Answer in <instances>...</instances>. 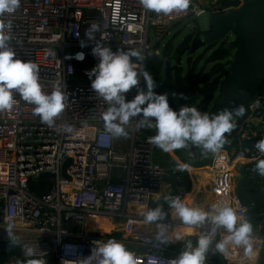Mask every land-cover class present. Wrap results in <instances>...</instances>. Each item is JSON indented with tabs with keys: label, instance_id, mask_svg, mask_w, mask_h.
Returning <instances> with one entry per match:
<instances>
[{
	"label": "built area",
	"instance_id": "obj_1",
	"mask_svg": "<svg viewBox=\"0 0 264 264\" xmlns=\"http://www.w3.org/2000/svg\"><path fill=\"white\" fill-rule=\"evenodd\" d=\"M203 13L205 8L197 0H191L186 12L171 15L147 11L140 0H20L14 13L0 17L5 23L11 21V30L5 31L16 57L39 65L42 90L50 94L59 82L67 97L66 108L52 127L18 94L11 110L0 111V250L10 253L6 246L12 243L5 229L9 224L14 226L19 250L6 264H26L31 259L45 263L51 255L56 264H87L95 241L115 239L99 229L106 221L145 222L143 213L151 200L161 197L166 174L157 163L158 148L149 142L155 129L138 127V116L126 126L127 137L111 138L106 133L101 114L108 104L91 88L95 78L91 70L99 62L92 49L97 42L113 51L140 49L145 60L153 43L166 37L173 25ZM92 24L98 30L89 39L85 33ZM151 31L154 42H149ZM79 53L83 59L78 58ZM144 60L133 61L138 70L144 69ZM135 95L136 89H132L126 99ZM64 125L72 131H65ZM261 139L264 85L250 105L233 148L213 154L207 166L211 207L223 202L246 217L247 207L233 187V166L240 164L239 171L252 178L248 165L264 158L254 147ZM44 174L51 176L52 185L37 197L29 182ZM160 223L172 231L175 227L196 228L197 239L211 231L207 223L189 226L174 219ZM225 235L222 229L214 234L206 264H264V222L261 230H253L250 257L242 247L232 245L226 253L217 252L215 243ZM172 243L174 246L168 247L151 240L138 249L126 248L136 255L138 264H169L185 249L186 242L180 238ZM25 245L34 250L33 255H26ZM212 255L222 261H212ZM246 258L250 261L244 263ZM99 259H91V264H99Z\"/></svg>",
	"mask_w": 264,
	"mask_h": 264
},
{
	"label": "clouds",
	"instance_id": "obj_2",
	"mask_svg": "<svg viewBox=\"0 0 264 264\" xmlns=\"http://www.w3.org/2000/svg\"><path fill=\"white\" fill-rule=\"evenodd\" d=\"M142 7L157 14L171 15L186 12L191 0H140ZM20 7V0H0V17L5 13H14ZM11 21L5 23L0 19V111L11 110L16 103L14 95L18 94L28 104L34 105L33 112L41 118L43 123L52 127L55 120L66 108V96L60 83L53 85V91L45 93L39 82V65L35 62L24 61L16 57L10 46L11 37L6 29L11 30ZM98 30L96 24L90 25L86 36L93 38ZM83 46V44H82ZM98 58V64L91 70L94 79H91L92 90L102 98L108 108L101 114L104 129L111 138L127 137L126 126L134 117H141L138 127L155 129V135L149 137V142L165 153L192 146L203 149L204 154L218 153L226 143V134L235 129L237 118L245 115V107L239 105L231 109L224 108L214 115L201 113L195 106L184 105L178 111L169 105L168 94H157L154 89L156 81L147 70H138L136 61L143 62L144 55L140 49L128 51H113L110 47L97 42L92 49ZM83 59V53L78 54ZM143 80V86H141ZM136 89V95L126 99V94ZM175 95V94H174ZM65 131L71 132L72 127L63 126ZM102 146H107L102 143ZM256 150L264 154V139L256 142ZM189 167L186 163H177L176 170L183 172ZM264 177V159L256 162L255 169ZM165 201L171 209L172 215L178 216L182 223L189 226L210 225V233H202L193 246L189 240L185 249L177 258L170 260L169 264H206V256L213 243V236L218 230H224L225 235L215 243V250L226 253L228 246L242 247L245 256L253 252L252 234L253 226L237 210L226 203L213 205L209 211L185 204L180 196H165ZM162 206L148 209L143 213L146 225L156 224V239L162 244L171 243L166 236V226L160 222L165 219ZM13 225L6 229L11 243L13 238ZM181 237H177L180 239ZM26 255H33L34 250L25 245ZM99 259V264H138L136 255L116 239L106 242H94L91 259ZM27 264H44L43 260H29ZM81 264H84L82 261Z\"/></svg>",
	"mask_w": 264,
	"mask_h": 264
},
{
	"label": "trees",
	"instance_id": "obj_3",
	"mask_svg": "<svg viewBox=\"0 0 264 264\" xmlns=\"http://www.w3.org/2000/svg\"><path fill=\"white\" fill-rule=\"evenodd\" d=\"M239 4V0H216L214 4H211V10L214 12H223L226 11L227 8H234ZM205 34L206 31H200L199 28L196 27L194 32L186 35L177 46L174 45V38H171L168 39L162 47H160V43H154L145 54L143 70L149 71L156 81V84L158 83L157 87L154 89L157 94H168L169 105L173 110L178 111L181 106L188 105L195 106L201 113L209 114L212 100L208 95L211 93L215 94L217 90L219 91L220 84L227 74V67L232 58V53L228 49L227 38L215 45H208L204 48L208 55L199 68L198 64L202 59V55L196 56L193 61L190 58L186 59L185 71L179 66L168 75L163 74L164 66L167 61H175L183 47L189 45L201 36H205ZM128 50L130 49H120V51ZM156 51L160 52L156 54ZM133 61L136 60L133 58ZM208 64L210 67L207 69ZM161 75H163V78L162 81H159ZM263 85L264 82L261 83L259 89H261ZM228 140L234 143L235 138H230ZM188 148L189 147L182 150H188ZM177 151L181 152V149ZM186 161L189 162V160ZM201 165L202 164H200V166ZM255 166L256 163H252L248 167L252 178L249 177L246 171L242 170L240 181L235 188V192L242 203L247 207L245 219L252 224L253 230H261L262 223L264 222V177L253 171ZM164 182L171 189L170 193L166 196H180L182 200L190 191L191 181L187 171L167 170ZM51 185V176L49 174H44L40 176L37 181H30L29 189L35 196L41 197L47 193ZM164 197L165 196H162L151 200L148 204V209L162 206L166 214L165 219H169L171 209ZM173 232L176 233L175 230H173ZM111 236L120 239L119 235L112 234ZM166 236L172 239L171 233ZM153 238L156 239V237ZM191 242L193 245H196L197 241L192 238ZM6 247H8L10 253H5L4 249L0 250V264H6L10 255L18 256V247L13 244H8ZM210 257L212 261L220 262L218 256L212 255ZM261 261L264 262V253L261 255ZM44 264H56L55 257L52 255L48 256Z\"/></svg>",
	"mask_w": 264,
	"mask_h": 264
},
{
	"label": "water",
	"instance_id": "obj_4",
	"mask_svg": "<svg viewBox=\"0 0 264 264\" xmlns=\"http://www.w3.org/2000/svg\"><path fill=\"white\" fill-rule=\"evenodd\" d=\"M239 1L237 7L210 13L205 36L183 47L174 63L167 61L164 66V74L168 75L181 65L184 53L192 54L200 48L215 45L227 38L232 58L227 67V74L220 84L219 96L209 115L217 114L224 108L231 109L239 105L245 107V115L237 118L235 129L231 134H226V137L232 139L237 137L244 120L249 116L250 105L264 82V0ZM214 96L213 93L208 95L211 100H214ZM199 149L190 144L189 154L181 157L184 160H192Z\"/></svg>",
	"mask_w": 264,
	"mask_h": 264
},
{
	"label": "rangeland",
	"instance_id": "obj_5",
	"mask_svg": "<svg viewBox=\"0 0 264 264\" xmlns=\"http://www.w3.org/2000/svg\"><path fill=\"white\" fill-rule=\"evenodd\" d=\"M197 2L202 7H205L207 5L215 3L216 0H197ZM208 26H209V13L208 12H205V13H203L202 15H200L198 17L184 18L183 20H181L180 22L176 23L175 25H173L171 27V29H170L169 33L167 34V36L164 37L159 42L160 43V47L164 46L166 41L168 39H171V38H174V45L177 46L178 44H180V42L184 39V37L186 35H188L189 33L194 32L196 27H198L200 31H206V30H208ZM201 38H203V36H201ZM153 40H154V37L152 36V31H151L150 32L149 42H152ZM159 52L160 51H158V53ZM198 55H202V59H201V61L198 64V68H199L202 65V63L204 62V60L207 57V55H208V53L205 52L204 47L196 50L192 54H189L188 52L184 53V55L181 58V65H180L182 67L183 71H185V69H186V63H187L186 59L190 58L193 61L196 58V56H198ZM171 61L174 63L173 60H171ZM209 67H210V65L208 64L207 65V69ZM162 78H163V75H161L159 81H162ZM218 96H219V91L217 90V92L215 93V96H214V100L211 101V107L215 103V101L218 98ZM227 138H229V137H227ZM231 145L232 144H228L227 148H225V147H223V148L229 150ZM156 153H157V157H156L157 163L159 164V166L161 168H164L165 171H167V170H176L177 163H186V164H188L189 167H188V169L186 171H187V173H188L190 178L193 177V170L202 171L206 175V172L208 173L207 166H208V164L210 162L211 156L213 155L212 153L204 154L203 149L200 148L198 153H197V155H196V157L193 158L192 160H189V162H188V161L184 160L181 157V155L186 156V155L189 154V151L187 149L186 150H182L181 149V152H178L176 150L173 153H165V152L159 150V148H158ZM200 164H202V165L200 166ZM239 168H240V164H235L233 166V169H234V171H233V187H235V185H237L238 182L240 181V176H239V173H238L239 172ZM203 173H199V175L203 174ZM207 181L210 182V178H207ZM206 186H207V184L205 182L204 187L206 188ZM187 195L184 198H186ZM171 215H172V212L170 211L169 219H172ZM110 222H111V224H109V221H106L105 224L107 226L106 227L103 226L101 228V230L107 231L106 233L119 235L120 239H116V238L115 239L117 241H119V242H122L125 246L138 249V248L142 247L141 243H144L145 241H151V240L159 241L157 239H153V237H156V234H157V231H158L156 224L146 225L145 222L144 223H139V222L127 223V222H123V221H110ZM133 224L136 225L137 228H135V229L132 228ZM171 229H172L171 227L167 228L166 233L167 234L171 233L172 239H169L168 237L167 238L170 241H173V240L177 239L178 236H176L177 233H174ZM183 229L184 230H188L189 229L188 231L192 230V229H190L188 227L183 228ZM189 236H193V232L192 231H191ZM167 245H168V247H172L171 243H168ZM221 261L222 260L220 259V262Z\"/></svg>",
	"mask_w": 264,
	"mask_h": 264
},
{
	"label": "crops",
	"instance_id": "obj_6",
	"mask_svg": "<svg viewBox=\"0 0 264 264\" xmlns=\"http://www.w3.org/2000/svg\"><path fill=\"white\" fill-rule=\"evenodd\" d=\"M228 139H230V138H227V140ZM228 144H232L230 147V149H232L234 143L230 142V140H228V143H226L224 145V147L227 148ZM210 160H211V158H210ZM233 171H234V169H233ZM199 173H203V172L199 171V170H193V177H191V178L189 177L190 181H191V187H190L189 194L187 195L186 198L182 199V201L190 207H198V208L204 209L205 211H209L211 209V200H210L211 199V196H210V185L211 184L209 185L207 178H210V177H209L207 172H206V175H205V173L199 175ZM238 173H239V176L241 177L242 171H239ZM205 182L207 184L206 188L204 187ZM164 185L165 186H163V189L161 191V193H162L161 197L168 195L171 191V189L169 188V186L166 183H164ZM236 186L237 185H235L234 188H236ZM171 218L174 220H180V218L178 216H174V215H171ZM173 230H175L178 237L181 236L183 241L186 242L185 246H186L187 242L189 240H191L192 238H194L195 240L197 239L198 230L195 228L188 231L189 229L184 230L183 227H175ZM191 231L193 232V236H189ZM166 235H167V233H166ZM116 239H118V238H116ZM153 239H155V238H153ZM171 245L174 246V243H172ZM193 246H195V245H193ZM248 261H250V258H247L244 262L246 263Z\"/></svg>",
	"mask_w": 264,
	"mask_h": 264
},
{
	"label": "bare ground",
	"instance_id": "obj_7",
	"mask_svg": "<svg viewBox=\"0 0 264 264\" xmlns=\"http://www.w3.org/2000/svg\"><path fill=\"white\" fill-rule=\"evenodd\" d=\"M212 4H214V3H212ZM204 8H205V12H208V13H214V11L211 10V4L205 6ZM208 175H209V173H208ZM209 177H210V175H209ZM209 185H210V182H209ZM163 186H165V185H163ZM210 196H211V197L213 196V194L211 193V187H210ZM136 207H137V208L144 209V207H143V206H140V205H137ZM106 226H107V225H104V227H106ZM102 227H103V226L99 227V229H101ZM132 228L135 229V228H137V226L133 224V225H132ZM246 259H247V258H246ZM246 259H245V260H246ZM245 260H244V261H245ZM244 261H243V262H244ZM244 263H245V262H244Z\"/></svg>",
	"mask_w": 264,
	"mask_h": 264
},
{
	"label": "flooded vegetation",
	"instance_id": "obj_8",
	"mask_svg": "<svg viewBox=\"0 0 264 264\" xmlns=\"http://www.w3.org/2000/svg\"><path fill=\"white\" fill-rule=\"evenodd\" d=\"M204 37V36H203ZM191 44V43H190ZM173 63V62H172Z\"/></svg>",
	"mask_w": 264,
	"mask_h": 264
}]
</instances>
